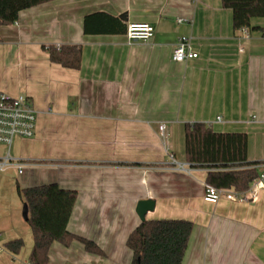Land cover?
Listing matches in <instances>:
<instances>
[{"label": "crops", "instance_id": "crops-1", "mask_svg": "<svg viewBox=\"0 0 264 264\" xmlns=\"http://www.w3.org/2000/svg\"><path fill=\"white\" fill-rule=\"evenodd\" d=\"M96 13L108 18L85 32ZM234 20L221 0H54L0 28V93L27 96L38 112L35 136L20 139L21 188L75 191L67 230L101 250L53 242L47 264H131L126 239L146 199L155 202L146 219L193 223L182 264H264V191L254 203H207V170L185 173L170 159L187 163L184 125L200 122L246 134L247 161L264 165V18L242 29ZM129 24L154 35L129 42ZM181 37L198 56L176 63ZM52 45L79 46L80 67L52 63L43 48ZM19 238L11 253L5 244ZM32 246L17 209L0 206V264H30Z\"/></svg>", "mask_w": 264, "mask_h": 264}, {"label": "trees", "instance_id": "trees-1", "mask_svg": "<svg viewBox=\"0 0 264 264\" xmlns=\"http://www.w3.org/2000/svg\"><path fill=\"white\" fill-rule=\"evenodd\" d=\"M50 1L54 0H0V28L17 22L21 11ZM221 3L224 9L234 12L236 29L249 28L252 19L264 18V0H221ZM97 16L107 15L96 13L85 17V32L92 31L88 23ZM43 48L52 63L68 69L80 67L79 46ZM184 153L192 170H207V184L218 189L233 188L237 192L249 189L259 176L258 167L262 165L247 161L246 134L217 133L200 122L184 125ZM16 190L28 208L26 223L33 236L30 264H47L53 242L68 247L73 241H79L87 252L101 253L94 242L67 230L76 201L75 191L62 189L56 183L24 188L17 185ZM192 230L193 223L184 219H146L126 239V247L132 253L131 264H182ZM5 246L17 254L24 242L21 238L14 239Z\"/></svg>", "mask_w": 264, "mask_h": 264}, {"label": "built area", "instance_id": "built-area-1", "mask_svg": "<svg viewBox=\"0 0 264 264\" xmlns=\"http://www.w3.org/2000/svg\"><path fill=\"white\" fill-rule=\"evenodd\" d=\"M153 35L154 28L150 24H129L126 29V38L129 42L146 43L151 40ZM197 56L191 47L189 38L178 39L172 53L173 62L181 63L195 59ZM37 116L38 112L27 96H10L0 93V145L7 150L6 156L0 159V171L13 167L18 174H22L26 164L21 160L10 158V149L15 138L31 139L35 136ZM159 133L161 136L164 135V125L159 126ZM170 159L177 170L185 173L192 171L188 163H177L172 155H170ZM259 191H264V170L244 192H237L233 188L218 189L205 183L203 199L210 204H216L222 199L238 203H254Z\"/></svg>", "mask_w": 264, "mask_h": 264}, {"label": "rangeland", "instance_id": "rangeland-1", "mask_svg": "<svg viewBox=\"0 0 264 264\" xmlns=\"http://www.w3.org/2000/svg\"><path fill=\"white\" fill-rule=\"evenodd\" d=\"M19 149L20 138H15L10 149V158H18L20 154ZM6 151V148L0 145V159L6 156ZM20 179L21 176L13 167H8L0 173V191L3 195V197H0V206L6 211L13 208L17 209L20 218H22L23 202L16 190L17 185L23 187Z\"/></svg>", "mask_w": 264, "mask_h": 264}, {"label": "water", "instance_id": "water-1", "mask_svg": "<svg viewBox=\"0 0 264 264\" xmlns=\"http://www.w3.org/2000/svg\"><path fill=\"white\" fill-rule=\"evenodd\" d=\"M155 207V202L151 199L140 200L136 204L135 212L140 220V222H144L146 220V215L149 212H152ZM22 218L23 220L28 219V208L26 204H23L22 207Z\"/></svg>", "mask_w": 264, "mask_h": 264}]
</instances>
